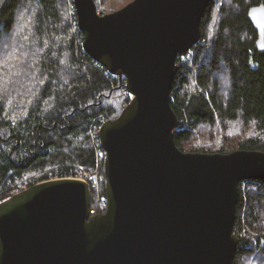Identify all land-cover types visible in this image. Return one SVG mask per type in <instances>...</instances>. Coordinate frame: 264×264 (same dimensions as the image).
<instances>
[{"label":"water","instance_id":"obj_1","mask_svg":"<svg viewBox=\"0 0 264 264\" xmlns=\"http://www.w3.org/2000/svg\"><path fill=\"white\" fill-rule=\"evenodd\" d=\"M212 0H133L110 14L73 0L82 49L130 96L99 130L107 210L86 183H37L0 202V264H233L238 187L264 180V152L186 153L170 107L177 58L199 43ZM247 17L264 46V5Z\"/></svg>","mask_w":264,"mask_h":264},{"label":"trees","instance_id":"obj_2","mask_svg":"<svg viewBox=\"0 0 264 264\" xmlns=\"http://www.w3.org/2000/svg\"><path fill=\"white\" fill-rule=\"evenodd\" d=\"M94 1L107 14L133 0ZM258 5L264 0H212L199 43L177 58L170 107L180 151L264 152V46L256 47L247 17ZM82 43L73 0H0V202L25 179L31 187L77 167L97 169L91 130L117 119L129 101L124 80L90 59ZM98 174L104 178V163ZM238 192L233 230L246 235L236 236L233 264H264V180L241 182ZM99 195L105 198V181Z\"/></svg>","mask_w":264,"mask_h":264},{"label":"built area","instance_id":"obj_3","mask_svg":"<svg viewBox=\"0 0 264 264\" xmlns=\"http://www.w3.org/2000/svg\"><path fill=\"white\" fill-rule=\"evenodd\" d=\"M113 77H115V76H113ZM104 122L105 121L101 120V124H103ZM101 126L99 128L98 127L97 128L96 127L93 128L91 130V133H90L91 139L93 141V147H94L95 156H96L97 169L94 172H92V173H87L82 168L77 167L76 169H74V171H72L67 176H64V177H52V178L49 179V180L74 179V180H79V181H82V182L86 183L88 188H89V190H91V192L94 193V199H95V201L97 203V207L100 210V212L98 214H104L106 212V210H107L106 199L105 198H101V196L99 195V190L101 189L102 184H103V182L105 180L104 179L98 180V177H97V175H98V166L101 163H104V161H105V152L101 148L100 139H99V130H100ZM77 170L80 172V174L77 173ZM78 175H80V176H78ZM49 180H47V181H49ZM18 192H19V190H16L15 192L11 191L10 194L14 195V194H16ZM90 215L91 216L97 215L94 212V209H90ZM233 233H234V230H233Z\"/></svg>","mask_w":264,"mask_h":264},{"label":"rangeland","instance_id":"obj_4","mask_svg":"<svg viewBox=\"0 0 264 264\" xmlns=\"http://www.w3.org/2000/svg\"><path fill=\"white\" fill-rule=\"evenodd\" d=\"M118 11V10H117ZM99 14H101V15H104V13L102 12V11H97ZM115 12V11H114ZM111 13H113V12H111ZM107 14H110V13H107ZM213 30V28H211V31ZM8 42H9V40H6V41H4L2 44H1V48H3V47H6L7 45L6 44H8ZM5 76H6V74H5ZM119 79L122 81V80H124V83H125V79L122 77V78H120L119 77ZM125 85V84H124ZM127 93V92H126ZM128 96V95H127ZM127 100L128 101H130V97L128 96L127 97ZM233 127V126H232ZM217 128V130H218V133H219V136H222V137H224V138H227V139H232V137L231 136H229V135H226V134H224L223 133V131H222V129L220 128L219 129V126H217L216 127ZM239 131L237 130V135H239V133H238ZM244 137V136H243ZM196 144H198V143H196ZM196 144H194L193 146H196ZM198 146V145H197ZM187 153V152H186ZM77 173L78 174H80V172L77 170ZM87 173H89V172H87ZM78 176H80V175H78ZM97 177H98V180H101V179H104V178H102V177H100V175L98 174L97 175ZM31 178H33V177H31ZM105 180V179H104ZM32 181H33V179H25L23 182H20V183H17L16 185H14L12 188V191L13 192H15L16 190H19V192H21V191H23V190H25V189H27V188H29V185L32 183ZM242 190L244 191V192H246V187H245V185H243L242 186ZM97 193V192H96ZM98 194V193H97ZM93 196H94V193H93ZM234 233L236 234V236H241V237H244V235H246V233H245V231L243 230V232L241 233V231H234Z\"/></svg>","mask_w":264,"mask_h":264}]
</instances>
